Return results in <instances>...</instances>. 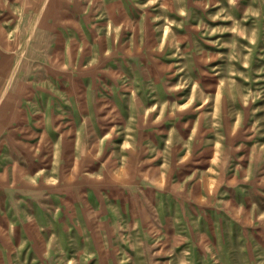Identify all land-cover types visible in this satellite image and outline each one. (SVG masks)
Instances as JSON below:
<instances>
[{"label": "rangeland", "instance_id": "374dc122", "mask_svg": "<svg viewBox=\"0 0 264 264\" xmlns=\"http://www.w3.org/2000/svg\"><path fill=\"white\" fill-rule=\"evenodd\" d=\"M0 264H264V0H0Z\"/></svg>", "mask_w": 264, "mask_h": 264}]
</instances>
